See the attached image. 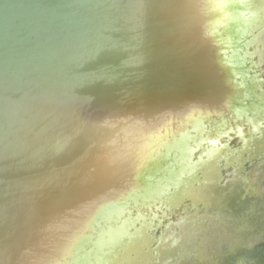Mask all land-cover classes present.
Returning <instances> with one entry per match:
<instances>
[{"label":"water","instance_id":"95a60500","mask_svg":"<svg viewBox=\"0 0 264 264\" xmlns=\"http://www.w3.org/2000/svg\"><path fill=\"white\" fill-rule=\"evenodd\" d=\"M253 222L264 0H0V264H215Z\"/></svg>","mask_w":264,"mask_h":264},{"label":"rangeland","instance_id":"374dc122","mask_svg":"<svg viewBox=\"0 0 264 264\" xmlns=\"http://www.w3.org/2000/svg\"><path fill=\"white\" fill-rule=\"evenodd\" d=\"M250 229H251V232H250ZM248 235L249 236L252 235V236H250L248 238ZM231 242L234 245H237V249H235V251L233 253L229 252L228 251L229 248L227 247V245H228L227 243H231ZM224 244H226V245H223V243H222L221 245L218 246V248L221 251H220V255H219L218 259L216 260L217 262L215 264H235V260H237L238 258H241V257H244V258L247 257V258H249V260H258V259L261 260V258L263 260V255H264V224H262L260 227L255 222H253L250 225H248L247 227H245L243 230H241L240 232H238L237 234H235L234 236L229 238L227 241H225ZM212 251H214V249ZM210 253H212V252L211 251L209 252V254H208L209 256H210ZM262 264H264V263H262Z\"/></svg>","mask_w":264,"mask_h":264},{"label":"bare ground","instance_id":"6f19581e","mask_svg":"<svg viewBox=\"0 0 264 264\" xmlns=\"http://www.w3.org/2000/svg\"><path fill=\"white\" fill-rule=\"evenodd\" d=\"M251 226H252V225H251ZM252 228H253V227H252ZM256 229H257V228H256ZM248 231H249V230H248ZM245 232H246V231H245ZM245 232H244V233H245ZM250 232H251V229H250ZM250 232H249V233H250ZM240 234H241V233H240ZM250 236H252V235H250ZM250 236L248 235V238H249ZM237 237H238V236H237ZM244 237H245V236H244ZM244 237H243V238H244ZM238 238H239V237H238ZM232 239H233V238H232ZM252 239H253V238H252ZM236 240H237V239H236ZM226 241H227V240H226ZM232 241H233V240H232ZM239 242H240V241H239ZM240 243H241V242H240ZM223 245H226V244L223 243ZM217 248H218V247H217ZM217 248H216V249H217ZM218 249H219V248H218ZM222 256H223V255H222ZM220 257H221V256H220Z\"/></svg>","mask_w":264,"mask_h":264}]
</instances>
